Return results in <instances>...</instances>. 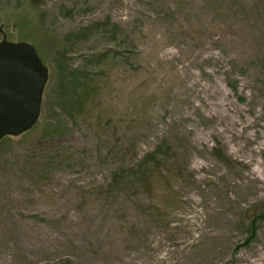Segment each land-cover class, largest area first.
<instances>
[{
	"label": "rangeland",
	"instance_id": "374dc122",
	"mask_svg": "<svg viewBox=\"0 0 264 264\" xmlns=\"http://www.w3.org/2000/svg\"><path fill=\"white\" fill-rule=\"evenodd\" d=\"M0 26L43 102L60 57L83 91L0 145V264H264V0H0Z\"/></svg>",
	"mask_w": 264,
	"mask_h": 264
},
{
	"label": "water",
	"instance_id": "95a60500",
	"mask_svg": "<svg viewBox=\"0 0 264 264\" xmlns=\"http://www.w3.org/2000/svg\"><path fill=\"white\" fill-rule=\"evenodd\" d=\"M0 141L31 129L40 116L48 68L27 41H8L0 26Z\"/></svg>",
	"mask_w": 264,
	"mask_h": 264
},
{
	"label": "trees",
	"instance_id": "16d2710c",
	"mask_svg": "<svg viewBox=\"0 0 264 264\" xmlns=\"http://www.w3.org/2000/svg\"><path fill=\"white\" fill-rule=\"evenodd\" d=\"M62 61H63L62 57H60L58 60H56L57 64H56V69H55V79H56L57 89L52 91L51 97H52V99H55L60 104V106H62L63 108H66L67 110H70L72 108H79V106H80L79 104L81 103L82 98H83V91L79 97L78 92H79L80 88L76 87V82H77L76 77H75L76 79H75L74 83H72L71 81L65 80L64 68L61 66ZM51 97L49 99H46L43 102V107H42L43 111H45L46 108L48 107V103L50 102L49 100L51 99ZM36 128H37V125L32 130H35ZM32 130L28 131L27 133H25L21 136L27 135ZM10 139H13V138H11V137L4 138L0 142V145L4 144L5 142L7 143L8 141H10ZM263 217H264V213L259 214V215L256 213L252 214L251 219H250V227L252 226V224H257L258 221L260 219H262ZM255 231L256 230H254L253 228H250V230L247 232L249 234L248 236L249 237H251L253 235L255 236V234H256Z\"/></svg>",
	"mask_w": 264,
	"mask_h": 264
}]
</instances>
